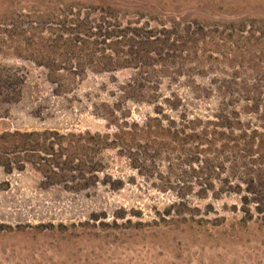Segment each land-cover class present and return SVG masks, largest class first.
I'll list each match as a JSON object with an SVG mask.
<instances>
[{"label": "rangeland", "instance_id": "374dc122", "mask_svg": "<svg viewBox=\"0 0 264 264\" xmlns=\"http://www.w3.org/2000/svg\"><path fill=\"white\" fill-rule=\"evenodd\" d=\"M222 1L246 4L240 8L242 14L264 18V0H0V64L20 67L25 76L20 99L0 108V134L46 129L115 132L96 114L103 111L102 104L116 103L117 87L131 78L132 69L88 71L70 92L55 95L46 70L30 58L40 35L54 37L52 30L57 32L78 11L80 18L87 14L95 18L103 10L123 26L160 28L163 22L170 28L171 20H184L183 24L192 23L193 31L198 16L232 18V9L220 11L211 4ZM186 64L195 69L177 79L171 74L163 76L160 81L158 102L163 113L174 120L181 116L213 119L220 98L217 92L204 97L202 88L208 89L212 79L228 77L232 71L205 56ZM242 105L237 108L241 110ZM153 108L132 101L121 103V110L129 112V122L140 124L155 115ZM241 118L254 116L241 114ZM104 157L106 173L123 181L119 190L101 184L83 191L43 187L40 173L30 164L9 174L0 167V264H61L67 260L89 264H264V222L257 215L245 225L240 222L239 196L215 199L209 192L200 198L198 184L190 192L168 185L167 177L178 162L175 151L155 153L154 177L149 179L131 169L114 150L105 151ZM178 193L184 196L186 207L199 212L193 217L188 213L164 216L180 200ZM120 213H124L123 219L117 218ZM39 225H61L67 230L64 235L48 229L40 232ZM61 238L66 242L59 248Z\"/></svg>", "mask_w": 264, "mask_h": 264}, {"label": "trees", "instance_id": "16d2710c", "mask_svg": "<svg viewBox=\"0 0 264 264\" xmlns=\"http://www.w3.org/2000/svg\"><path fill=\"white\" fill-rule=\"evenodd\" d=\"M211 4L220 11L232 9V18L198 16L192 31V23L183 24L184 20H171L170 28L163 22L160 28L123 26L112 13L107 16L100 10L95 18L89 14L80 18L78 11L73 20L63 21L57 32L52 30L54 37L40 35L30 58L46 70L55 95L70 92L88 71L100 74L129 68L134 73L117 87L116 103L102 104L103 111L96 114L115 132H3V171H22L30 164L40 173L43 187L83 191L101 184L119 190L123 181L106 173L105 151H116L131 169L149 179L154 177L155 153L171 150L179 156L174 172L167 177L173 190L190 192L198 184L200 198L209 192L215 199L235 194L239 196L241 223L251 222L255 215L264 222V18L242 14L240 8L246 4L236 1ZM204 56L232 71L228 77L212 79L208 89L202 88L204 97L217 92L220 109L208 120L168 118L158 102L162 77L171 74L177 79L195 69L187 66L188 61L199 62ZM24 80L22 68L0 64V108L20 99ZM124 101L152 105L155 115L147 116L141 124L129 122L128 110H121ZM237 104H243L241 110ZM241 114L254 118L243 119ZM177 195L180 200L165 210L164 216L188 213L193 217L199 212L186 207L184 196ZM117 218L123 219L124 213ZM36 229L61 235L67 230L61 225H39ZM64 242L61 238L57 247L62 248ZM61 264L89 262L67 260Z\"/></svg>", "mask_w": 264, "mask_h": 264}]
</instances>
